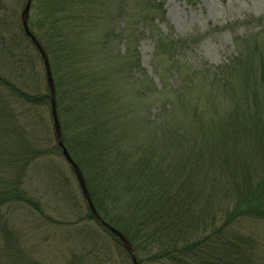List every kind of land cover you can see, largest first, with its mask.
Wrapping results in <instances>:
<instances>
[{
  "label": "trees",
  "instance_id": "1",
  "mask_svg": "<svg viewBox=\"0 0 264 264\" xmlns=\"http://www.w3.org/2000/svg\"><path fill=\"white\" fill-rule=\"evenodd\" d=\"M163 4L31 1L28 28L49 61L60 147L44 61L21 18L18 22L16 6L0 0L5 256L13 255V231L4 210L20 206L44 216L40 202L25 189L30 169H45L73 194L75 175L64 148L79 167L96 212L124 235L138 264H264L262 237L246 231L249 224L264 229V26L235 40L236 55L228 64L198 71L175 61L179 77L174 83L161 77L164 86L158 90L141 69L131 35L143 23L155 58L180 54V43L154 23L164 18ZM117 20L124 22L122 29L114 26ZM84 203V218L95 222L99 233H92V247L69 264H85L93 246L109 256L114 245L124 256L122 264H133L123 243ZM0 264H5L2 256Z\"/></svg>",
  "mask_w": 264,
  "mask_h": 264
},
{
  "label": "rangeland",
  "instance_id": "2",
  "mask_svg": "<svg viewBox=\"0 0 264 264\" xmlns=\"http://www.w3.org/2000/svg\"><path fill=\"white\" fill-rule=\"evenodd\" d=\"M9 1L16 6L19 22L25 0ZM163 10L164 18L156 17L154 23L165 37L180 43L181 56L180 53L172 58H155V44L143 23L133 28L131 35L132 44L139 52L141 69L146 77L154 80L158 90L163 89L164 80L174 83L179 77L175 72L177 62L198 71L228 64L236 55L235 40L256 34L264 26L259 22L264 19V0H201L199 3L164 0ZM122 23L121 20L114 23L117 30L122 29ZM168 67L172 70L167 74L164 71H169ZM160 106L158 102L152 107L153 116L158 114ZM57 163L64 165L65 162L60 159ZM71 181L73 194L62 179L53 178L43 168L34 167L26 174L25 189L40 202L44 216L20 206L4 210L2 216L13 231L12 257L5 256L7 253L1 249L0 235V257L5 264L12 261L14 264H69L81 251L92 247V233H99V227L84 218L87 211L82 191L75 177ZM246 226V231L262 237L264 253V229ZM112 249V254L103 256L93 246L94 252L85 264H99L97 261L122 264L124 256L116 252L115 245Z\"/></svg>",
  "mask_w": 264,
  "mask_h": 264
},
{
  "label": "water",
  "instance_id": "3",
  "mask_svg": "<svg viewBox=\"0 0 264 264\" xmlns=\"http://www.w3.org/2000/svg\"><path fill=\"white\" fill-rule=\"evenodd\" d=\"M31 1L32 0H26L25 6H24L23 11L21 13V22H22V26L24 28L26 36L28 37V39H30L31 43L34 45V47L40 53V55L44 61V66H45L46 76H47V84H48V87L50 90V96H51L52 118H53V123H54V136H55V139H56L57 143L59 144V146L63 147L61 129H60L59 121H58L56 103H55V88H54V83H53V79H52V75H51V71H50L49 61H48V58H47L42 46L37 41V39L31 34V32L28 28V19H29ZM63 156L65 157L66 161L70 164V166L72 168V171H73V173L77 179V182L79 184V187L82 191L84 200L86 201V203L89 207L90 213H91L92 217L94 218V220L101 223L106 229H108L113 235H115L123 243L126 251L131 255V258L133 260V264H138L134 254H133L132 247H131L130 243L128 242V240L124 237V235H122L119 231H117L116 229H114V228L110 227L109 225H107L106 223H104L102 221V219L100 218V216L98 215V213L96 212V210L92 204V201L90 199V195H89L86 183L84 181V178L82 176V173H81L79 167L72 161L68 152L64 148H63Z\"/></svg>",
  "mask_w": 264,
  "mask_h": 264
}]
</instances>
